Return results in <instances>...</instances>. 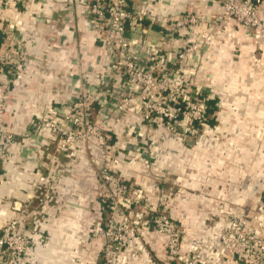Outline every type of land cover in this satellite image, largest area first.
Wrapping results in <instances>:
<instances>
[{"label":"crops","instance_id":"0c3cea01","mask_svg":"<svg viewBox=\"0 0 264 264\" xmlns=\"http://www.w3.org/2000/svg\"><path fill=\"white\" fill-rule=\"evenodd\" d=\"M153 1L161 16L146 21L140 33L153 46L180 15L212 21L222 12L219 0ZM86 10L80 0H36L26 7L17 2L5 12L28 60L11 88L5 115L17 142L10 161L0 163V227L13 201L26 200L36 183L35 162L44 161L47 152L34 153V163L22 153L30 148V139L39 141L43 149H52V174L60 176H52L55 191L45 212L52 219L50 243L36 252L31 264H103L104 236L96 225L103 227L107 213L95 142L58 153L54 137H28L38 119L62 118L76 96L94 94L92 113L99 116L103 111L106 116L110 167L141 192L131 211L164 209L181 226L183 254L199 255L203 264H240L214 239L226 217L264 205V35L234 22L210 30L213 40L204 54L193 57L200 66H191L189 77L203 75L192 79L193 85L215 105L208 115L207 135L186 139L165 133L158 119L143 118L137 105L116 110L115 99L123 93L106 72L111 57L100 47L97 27ZM259 17L264 23V6ZM208 31L201 25L191 34L188 29L175 33L165 49L173 52ZM174 62L172 58L165 67L177 70ZM122 257L126 264H174L165 238L153 229Z\"/></svg>","mask_w":264,"mask_h":264},{"label":"built area","instance_id":"2783aa9c","mask_svg":"<svg viewBox=\"0 0 264 264\" xmlns=\"http://www.w3.org/2000/svg\"><path fill=\"white\" fill-rule=\"evenodd\" d=\"M35 1L0 0V137L4 148L13 147L15 138L5 123L9 93L23 74L28 60L26 47L12 32L14 27L5 12L16 6L17 2L26 7ZM80 1L87 8L86 15L97 27L100 47L111 57L106 72L115 80L117 91L123 93L115 99L116 110L125 111L137 105L143 118L158 119L168 134L175 136H185L186 133L196 135L198 130L206 135V99L209 97L189 81L192 74L189 68L196 66L194 56L208 50L213 40L211 31L223 30L234 22L245 30H253L254 34L264 35V23L259 17L264 0H219L222 12L212 21L196 15H180L167 28L168 33L157 46L140 36L146 21L154 22L161 16V8L153 0ZM201 25L209 31L206 34L198 33L197 41L187 42L180 49L174 48L173 52L165 49L166 43L174 40L173 34H181L187 29L191 34ZM172 58L179 66L175 71L165 67ZM156 59L159 61L155 62ZM95 98L97 96L94 94L76 96L62 118L38 119L35 126L37 124L51 130L52 137L58 142V152H68L78 142L95 140L100 158L97 178L102 184L107 213L102 250L104 264H120L124 251L135 246L142 237L140 230H136L138 225L147 232L153 229L165 238L167 256L174 264H203L199 255L182 253L181 226L164 209L148 210L142 207L133 218L134 230L129 232L126 216L133 206L138 205L141 192L132 189L110 167L112 149L104 125L106 116L103 111L97 113L99 116L92 113ZM185 124L192 131L187 132L183 128ZM178 127H181V133H177ZM3 154H0L1 160L6 158ZM226 219V224L214 241L221 244L225 252L240 264H264V205L255 209L245 208ZM7 226L0 234V264H23L21 255L24 250L13 242L15 234H11L12 228Z\"/></svg>","mask_w":264,"mask_h":264},{"label":"rangeland","instance_id":"374dc122","mask_svg":"<svg viewBox=\"0 0 264 264\" xmlns=\"http://www.w3.org/2000/svg\"><path fill=\"white\" fill-rule=\"evenodd\" d=\"M196 66L199 67L200 64H196ZM199 76L200 75H195L196 78ZM195 77H189V81H191L192 84H194L193 83L194 80L192 81V79H194ZM200 77L203 78V75H201ZM46 118H52V116H47ZM206 125L208 127V116H207ZM159 126H160V129H164L165 133H168V131L165 130V127L162 124H160ZM183 128L187 129L188 130L187 132L192 131V128L187 124H185ZM7 129L9 130L8 127ZM180 129L181 127L177 128V133H181ZM195 129H196V126H195ZM204 131H206L205 134L207 135L208 128L204 129ZM197 132L198 133H196V135H191L189 133H186L185 134L186 139H191L195 137L193 139L197 140L198 136L203 135V132H199V130ZM10 133L13 134L15 137L14 138V146H15L17 142V138L13 132L10 131ZM38 133L42 135L47 134L52 137V132L49 128L48 129L42 128L37 124L34 129H30V131L28 132V137L33 138V135L38 134ZM30 140H31L30 148L27 149L24 153H22L24 158H26L27 161L34 163L33 161H35V159H33L32 155L36 153L37 151L40 152L42 150L44 152H47L46 153L47 157L45 159L46 161L44 160L45 163L44 161H41L39 163L35 162V164L37 165L36 170H35V175H36L35 185L33 186L30 192H27L26 200L19 201V202L13 201L14 204L10 207V214L0 227V234L2 230L6 228L7 225H8L7 227L12 228L11 234H15L13 242L18 244L24 250L21 255L23 259V264H31L36 252L38 250L39 251L42 250L48 243H50V234H52V219L49 220L47 218L48 216L46 213H47V210L50 208L49 207L50 204L52 203V190L55 191L54 186L52 184V176L53 177L60 176L59 174H56L55 172L54 174H52V149L45 150L46 148L44 147L43 149L39 141L36 142L35 140L34 141H32V139ZM90 141L94 142L95 140L94 138H92L88 140L86 143L78 142L77 145L75 144L73 145L71 150L85 149V147ZM57 146L58 144H56V149H57ZM13 147L9 146V148H4L2 146V141L0 137V154H3L2 152H4L5 154L3 155L6 157L4 160L0 159V163L2 162L7 163L10 161L9 154ZM58 153H61V151L59 150ZM139 213L140 211H135V212L131 211L130 214L127 213L128 215L126 217L128 218V222L126 224H128L129 232L131 230H134L133 218H135L136 214H139ZM9 221L14 224L8 223ZM120 222L123 223V220H121ZM105 224H106V220L103 224V227H101V234H104L105 232ZM96 227H98V225H96ZM98 228L95 229V232H94L95 234ZM136 230H140L141 234H144L147 232L140 225H138ZM128 234H131V233H128ZM101 258L104 264L102 253H101ZM120 264H126L123 257L120 260Z\"/></svg>","mask_w":264,"mask_h":264},{"label":"trees","instance_id":"16d2710c","mask_svg":"<svg viewBox=\"0 0 264 264\" xmlns=\"http://www.w3.org/2000/svg\"><path fill=\"white\" fill-rule=\"evenodd\" d=\"M1 39L2 37L0 36V43H1ZM202 97H205V96H202ZM206 105H207V110H206V117L209 115V113L211 112V109L214 108V105H215V102L208 98L206 99ZM197 127V124L195 125Z\"/></svg>","mask_w":264,"mask_h":264}]
</instances>
